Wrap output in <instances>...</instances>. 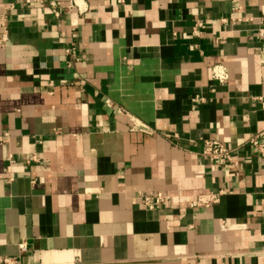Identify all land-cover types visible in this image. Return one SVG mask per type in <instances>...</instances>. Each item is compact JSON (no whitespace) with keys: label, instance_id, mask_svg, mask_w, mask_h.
<instances>
[{"label":"crops","instance_id":"crops-1","mask_svg":"<svg viewBox=\"0 0 264 264\" xmlns=\"http://www.w3.org/2000/svg\"><path fill=\"white\" fill-rule=\"evenodd\" d=\"M55 1L0 0V264H264V0Z\"/></svg>","mask_w":264,"mask_h":264},{"label":"built area","instance_id":"built-area-1","mask_svg":"<svg viewBox=\"0 0 264 264\" xmlns=\"http://www.w3.org/2000/svg\"><path fill=\"white\" fill-rule=\"evenodd\" d=\"M38 4H46L51 9H53L54 15L56 17L59 16V12L57 11V2L55 0H32ZM73 4L76 6L75 1L73 0ZM197 26H201L200 23H197ZM259 35L262 38L263 46H262V59L264 61V30L259 31ZM7 41V34L4 31L0 35V47ZM70 49H67L66 52L70 54ZM210 76L213 80L222 83L227 80V73L223 66H214L210 71ZM137 129L140 131H144L145 128L141 124L140 128L137 126ZM146 131V130H145ZM147 132V131H146ZM264 132H260L256 136L250 139V142H254L256 137H262ZM258 152L264 154V141L256 144ZM236 153L235 148H231L228 145L224 144L222 141L217 139H209L205 138L202 140V146L200 150V154L203 158L207 160V162L211 165L219 161H225L234 163V156ZM11 163L12 159L9 160ZM223 195V191L219 190L217 192H208L204 194H197L192 199L188 200V205L191 208L204 206L209 207L214 203L219 202L220 197ZM168 200V196L162 193H153V194H142L140 196V201L142 205L147 209H154L159 206H162ZM18 248L20 251L26 250V243L21 242L18 244ZM1 264H20L19 256L14 257H5L1 260Z\"/></svg>","mask_w":264,"mask_h":264}]
</instances>
